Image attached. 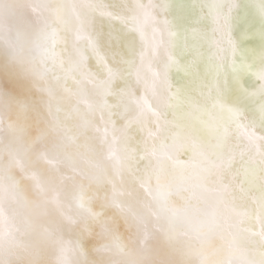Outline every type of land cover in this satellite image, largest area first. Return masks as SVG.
Here are the masks:
<instances>
[{
  "label": "bare ground",
  "instance_id": "bare-ground-1",
  "mask_svg": "<svg viewBox=\"0 0 264 264\" xmlns=\"http://www.w3.org/2000/svg\"><path fill=\"white\" fill-rule=\"evenodd\" d=\"M142 3L151 13L143 41L114 19L131 15L134 0H0V233H9L0 264H56L68 250L74 264L258 260L259 208L237 201L248 211L242 227L250 231L241 234V217L172 140L183 110L163 107L166 94L138 53L154 70L173 51L184 62L196 56L197 74L177 65L171 80L199 96L217 71L231 78V40L236 67L251 65L255 86L264 0ZM97 34L99 46L90 47ZM259 103L244 102L245 123L264 135ZM245 167L247 155L237 156L234 170Z\"/></svg>",
  "mask_w": 264,
  "mask_h": 264
},
{
  "label": "snow or ice",
  "instance_id": "snow-or-ice-1",
  "mask_svg": "<svg viewBox=\"0 0 264 264\" xmlns=\"http://www.w3.org/2000/svg\"><path fill=\"white\" fill-rule=\"evenodd\" d=\"M136 9H129L132 13L128 17H114L124 26L126 34L136 33L141 41L144 39V25L149 22L151 13L144 7L142 0H134ZM127 4V0H125ZM102 15L104 13H101ZM111 17V13H107ZM219 23V20L217 21ZM167 23V22H166ZM226 24V21H225ZM169 37L175 35L169 31ZM90 47L99 46L100 36L88 37ZM229 48L232 53V74H222L217 71L215 79L206 91H201L199 96L185 94L171 80V72L174 66L183 67L186 75L192 76L199 72L198 60L192 56L184 62L174 51L166 58L165 63L159 70L152 69L151 63L145 64L146 53L142 50L138 53L141 68L151 71L155 82L164 90L166 109L181 108V119L172 124L173 141H182L191 158L201 165L203 178L213 185L222 199L227 200L232 210L241 217V234L250 230L243 228L244 220L248 217L246 208L238 210V200H250L255 207L259 208L261 221L260 236L264 237V135H258L255 126L245 123L244 102L259 99V109L264 114V66L254 73L260 81L251 86L252 78L246 74V69L251 65L236 67V46L229 40ZM164 44L163 38L156 41L153 51H157ZM129 47L134 49V43L129 42ZM228 57L223 56L220 60L222 68ZM135 64V60H133ZM159 118L160 114L156 113ZM165 120V125L168 126ZM264 127V123L261 124ZM149 135L154 133L149 132ZM247 155L252 167H245L243 172L234 170L237 156L243 158ZM244 179L237 184V177ZM245 182L249 187L245 188ZM259 189L255 191L254 189ZM239 191L240 195H237ZM253 236L256 234L251 233ZM237 239V237H233ZM257 261L252 264H264V244H261L257 252Z\"/></svg>",
  "mask_w": 264,
  "mask_h": 264
},
{
  "label": "clouds",
  "instance_id": "clouds-1",
  "mask_svg": "<svg viewBox=\"0 0 264 264\" xmlns=\"http://www.w3.org/2000/svg\"><path fill=\"white\" fill-rule=\"evenodd\" d=\"M0 211H3L0 208ZM9 240V233L5 229L0 233V245H6ZM74 255L75 253L72 250L60 251L56 257V264H74Z\"/></svg>",
  "mask_w": 264,
  "mask_h": 264
}]
</instances>
